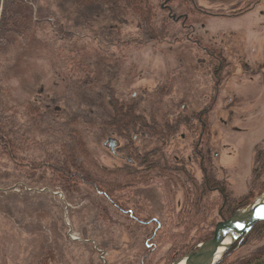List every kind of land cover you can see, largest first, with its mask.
<instances>
[{"label":"rangeland","instance_id":"1","mask_svg":"<svg viewBox=\"0 0 264 264\" xmlns=\"http://www.w3.org/2000/svg\"><path fill=\"white\" fill-rule=\"evenodd\" d=\"M217 1L195 5L227 13L230 5ZM66 2L0 0V133L13 148L8 157L0 142V264H171L181 256L172 255L173 236L188 237L191 245L201 229L213 235L218 222L264 194V19L257 11L205 17L189 4L168 2L176 17L188 14L190 31L161 9L166 0H150L157 21L167 18L161 24L170 30L151 42L131 16ZM75 53L90 59V71L75 67ZM110 98L143 114L146 126L129 139L90 127L111 116ZM75 129L99 166L134 167L116 156L155 151L149 161L167 160L198 183L197 170L182 166L188 158L198 161L191 145L201 139L207 176L225 188L223 212L229 211L218 216L222 198L205 194L207 215L184 231L172 214L183 203L186 180L170 191L155 180L111 199L66 184L57 170ZM110 140L117 142L113 151ZM227 254L219 264L254 258L264 264V226Z\"/></svg>","mask_w":264,"mask_h":264},{"label":"trees","instance_id":"2","mask_svg":"<svg viewBox=\"0 0 264 264\" xmlns=\"http://www.w3.org/2000/svg\"><path fill=\"white\" fill-rule=\"evenodd\" d=\"M171 2H179L183 4L186 3V0H172ZM66 3L69 7L76 9L81 7H92V5L97 4L98 7L105 8L106 11L112 13L113 15L131 16L137 20L139 27H141L142 30L150 37L151 42L167 38L166 36L170 31L168 30L169 26L165 27L163 24H161V22L165 24L166 20L168 22L167 18H164L165 20L157 21V15L153 12V6L151 5L150 0H68ZM173 10L175 11V9ZM26 12L29 13L30 16V9L27 8ZM166 28L168 29L166 30ZM71 58H73L74 61H77V65H75L76 68L80 67V69L84 68L85 71H90L92 66L90 64V59L88 60L87 58L82 57L79 53H75L74 57L72 55ZM108 104L112 109L111 116L105 121L91 123L89 125L90 127L98 125L103 130L113 132L120 138L129 139L130 132L135 130L136 127L142 128L146 126L144 115L135 114L134 108L125 101L118 102L116 99L110 98ZM77 122L82 124L79 121ZM8 136V134L3 135L1 132L0 142L1 147L4 149V153L8 157H11L13 148L10 146L9 141L4 142L6 139L4 137ZM70 140L71 145L62 148L61 152L63 163L61 168L57 170V173L61 176L60 178H62L66 184L81 183L99 191V193H101L106 199H111L114 193L137 186L147 187L153 184L155 180L162 183L160 184L162 188H165L169 191L175 189L173 184H176L175 182H178V180H186L183 182V185L187 186L184 187L187 190L186 192L184 191L183 203L179 204L180 208L178 209L177 213H175V210V215L174 213L172 214V218H174L176 221L175 224L179 227H184V231L186 229L194 230L197 219L202 214H205L202 211L206 212L208 210L209 205H206L207 207L205 206V208L201 204L205 194L217 192L222 198V201L217 208L218 216H225L224 213L229 211L228 209L223 212L224 209L229 206L227 192L223 185H219L216 180L209 178V176H207L205 183H198L193 178L187 181L188 174H186V171L172 167L167 160L163 161L161 159L157 162L149 161L150 156H152L155 151L150 153H142L140 155L136 154L134 156V154L131 152L132 150L130 149L129 154L131 153L130 156L134 161V167L124 166L105 168L97 165L93 160V157L85 144L82 133L76 129L72 130ZM126 149H128V147H126ZM188 190H190V193ZM224 197L227 201L226 204L223 202ZM231 206L232 205H230V207ZM239 207L241 206L237 205V208ZM125 212L126 215L132 214L130 210ZM206 215L207 214H205V216ZM204 225H206V223L203 222V226ZM211 226L212 225L209 227ZM260 226H264V222L257 223V225L248 234L244 235L239 241L240 244H236L227 254V257H229L231 252L237 249L241 243H243L252 234V232L258 229ZM200 231V233L203 231V235H195L192 240L193 244L191 245L184 241V239L188 237L173 236L172 238H174V240L172 241L173 246L171 249L173 250L174 254L172 252V255L174 256L177 252L178 254L175 257H179L180 253L181 255L182 252L183 254L186 253L196 246V244L209 239L212 235V233L206 235L205 229H201ZM181 234H183V232ZM178 238H180L179 240H182H176ZM172 255H167V257L170 258ZM241 264H258V260L257 258H254V260L252 259Z\"/></svg>","mask_w":264,"mask_h":264},{"label":"water","instance_id":"3","mask_svg":"<svg viewBox=\"0 0 264 264\" xmlns=\"http://www.w3.org/2000/svg\"><path fill=\"white\" fill-rule=\"evenodd\" d=\"M108 143L112 151L117 146L116 141ZM260 222H264V194L251 205L235 211L229 219L218 222L212 238L199 243L171 264H219L230 249Z\"/></svg>","mask_w":264,"mask_h":264},{"label":"flooded vegetation","instance_id":"4","mask_svg":"<svg viewBox=\"0 0 264 264\" xmlns=\"http://www.w3.org/2000/svg\"><path fill=\"white\" fill-rule=\"evenodd\" d=\"M172 0H166V3H164L163 6H161L162 10H167V12L170 14L169 19H171L174 22H179L181 19L184 21L183 22V27H185L187 30L193 31V29L195 30V26L194 23L193 24H188L187 26H185V22H187L188 20V14H185L183 16H177L176 17V13L174 12V10L172 8H169V6L167 5L168 2H170ZM206 1V0H205ZM264 0H218V4L221 7H225L226 5H230V9L228 10L227 13L222 12V13H211L208 12L206 10L203 9H197L196 5H195V0H186V4L191 5V8L194 7V9L196 8V11L199 12L201 15L205 16V17H213V18H232V19H238V18H242L245 17L247 15L254 14V11H257L258 13V17L263 18L264 19V10H259L262 6ZM222 9V8H221ZM223 11V10H221ZM201 30L204 29V26L201 25ZM206 48H204L205 50ZM218 85V82H217ZM216 85V86H217ZM204 114L201 116V119L198 120V122L201 124H199L200 126H202L201 128L204 130L206 127L205 122L202 120L204 118ZM201 115V114H199ZM202 140L200 139L199 141L196 142V144H192V151H193V156L197 157L198 161H190L191 158H188L186 160V162L183 163V168H187V166L192 165L193 168L195 170H197V173H199V176L201 178V182L200 183H205L206 178H207V166H206V157H207V152L205 149V145L202 144L201 142ZM109 145V143H108ZM120 159L125 160L127 163L129 164H134V161L128 156V157H122V156H116ZM152 160V158H150ZM197 162V163H195ZM176 165H179L178 163H176ZM181 166V165H179ZM196 174V173H195ZM180 205L178 204V207Z\"/></svg>","mask_w":264,"mask_h":264},{"label":"bare ground","instance_id":"5","mask_svg":"<svg viewBox=\"0 0 264 264\" xmlns=\"http://www.w3.org/2000/svg\"><path fill=\"white\" fill-rule=\"evenodd\" d=\"M168 14H169V13H168ZM169 15H170V14H169ZM169 15H168V16H169ZM169 17H170V16H169ZM194 247H195V246H194ZM194 247H193V248H194Z\"/></svg>","mask_w":264,"mask_h":264}]
</instances>
